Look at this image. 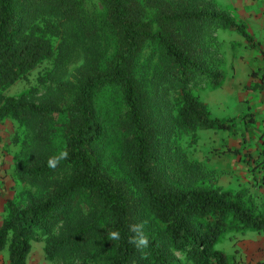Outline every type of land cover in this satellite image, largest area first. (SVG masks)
<instances>
[{"label": "trees", "instance_id": "obj_1", "mask_svg": "<svg viewBox=\"0 0 264 264\" xmlns=\"http://www.w3.org/2000/svg\"><path fill=\"white\" fill-rule=\"evenodd\" d=\"M97 17L81 0H0V118L24 129L65 112L67 156L51 168L48 160L56 154H47L25 172L41 181L62 166L69 172L25 207L6 202L0 251L7 248L9 264H27L32 243L45 239V258L61 257L62 264H236L216 245L234 231L264 232V202L256 204L243 191L182 186L174 175L185 164L179 133L230 127L211 117L207 103L189 88L199 75L216 85L223 76L204 60V30L222 24L249 41L245 25L194 0H104ZM55 21L69 26L70 37L60 38ZM70 55L80 64L65 84L64 109L5 95L45 60ZM108 88L120 92L127 109L131 184L104 163L110 134L96 99ZM150 222L161 236L145 231L149 246L138 249L129 242L130 225ZM114 230L120 240H111Z\"/></svg>", "mask_w": 264, "mask_h": 264}, {"label": "rangeland", "instance_id": "obj_2", "mask_svg": "<svg viewBox=\"0 0 264 264\" xmlns=\"http://www.w3.org/2000/svg\"><path fill=\"white\" fill-rule=\"evenodd\" d=\"M81 1L95 19L100 18L97 16L103 11L104 0ZM194 1L234 17L230 8L223 4L224 0ZM234 20L244 24L238 18L234 17ZM55 22L60 27V38L61 35L70 37L69 26ZM245 29L248 32L246 25ZM203 40L205 62L210 69L222 72L223 76L216 85L210 76L199 75L190 82L189 88L207 103L211 117L227 120L230 127L228 130L198 128L193 132L179 133L178 142L185 164H179L174 179L189 188L243 191L244 196H250L256 204H261L264 198V182L261 179L264 167H257L264 159L255 157L254 148L263 135L259 136L257 132L253 111L254 101L259 97L255 82L264 75V65L259 61L261 56L264 60V53L258 52L259 47L250 34L248 41L238 30L222 24L208 25ZM79 64L80 61L71 55L69 59L62 57L57 62L45 60L4 93L12 97L23 96L34 103L56 102L64 109L68 105L65 84L72 80ZM234 84L239 87L235 88ZM169 100L174 115L172 93ZM96 101L100 105L105 128H108L106 131L110 134L102 149L104 163L109 164V170L116 169L118 177L127 179V184H131V175L125 163L128 145L124 122L127 109L122 96L116 89L108 88L98 94ZM66 121L65 112H56L46 124H31L35 129L30 125L22 129L15 120L0 118V226L7 201L25 207L31 199L44 197L55 184L68 176L66 166L42 181L29 178L25 172L45 155L59 156L64 151ZM173 138L172 135L170 139ZM145 231L154 237L161 236L160 228L153 222L145 226ZM225 238L216 247L231 256L232 242L228 234ZM44 245L45 239L32 243L27 264H62L61 257L53 260L45 258ZM171 253L176 259H182L179 252ZM0 264H9L7 248L0 251Z\"/></svg>", "mask_w": 264, "mask_h": 264}, {"label": "crops", "instance_id": "obj_3", "mask_svg": "<svg viewBox=\"0 0 264 264\" xmlns=\"http://www.w3.org/2000/svg\"><path fill=\"white\" fill-rule=\"evenodd\" d=\"M223 4L230 8L231 14L235 18L244 22L248 33L254 38V41H256L254 43L259 47L258 52L264 53V0H224ZM259 61L261 65H264L262 56ZM255 83L259 97L254 101V124L258 128L259 136L263 135V137L254 150L256 153L255 157L264 159V75L256 80ZM234 85L235 88L239 87L236 84ZM243 99L245 100V98ZM262 202H264V198ZM228 236L230 237V242H232V249L230 250L232 253L229 256L232 257L236 264H260V262H264V232L248 229L228 233ZM225 237L223 238L224 240L226 239Z\"/></svg>", "mask_w": 264, "mask_h": 264}, {"label": "clouds", "instance_id": "obj_4", "mask_svg": "<svg viewBox=\"0 0 264 264\" xmlns=\"http://www.w3.org/2000/svg\"><path fill=\"white\" fill-rule=\"evenodd\" d=\"M67 156L66 152H62L59 156L50 158L48 160V166L55 168L57 163ZM130 231L132 235L129 238V242L134 244L138 249H145L149 246V236L145 232V225L143 223H137L130 225ZM111 240H120L121 234L118 230L111 231L109 233Z\"/></svg>", "mask_w": 264, "mask_h": 264}, {"label": "built area", "instance_id": "obj_5", "mask_svg": "<svg viewBox=\"0 0 264 264\" xmlns=\"http://www.w3.org/2000/svg\"><path fill=\"white\" fill-rule=\"evenodd\" d=\"M262 178H263V182H264V172H263Z\"/></svg>", "mask_w": 264, "mask_h": 264}]
</instances>
